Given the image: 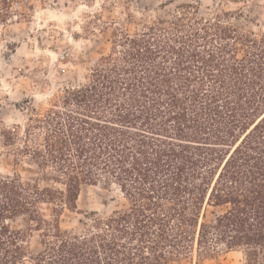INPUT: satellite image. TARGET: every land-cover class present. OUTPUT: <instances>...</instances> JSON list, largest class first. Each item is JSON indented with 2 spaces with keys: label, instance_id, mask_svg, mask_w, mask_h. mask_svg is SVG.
<instances>
[{
  "label": "trees",
  "instance_id": "trees-1",
  "mask_svg": "<svg viewBox=\"0 0 264 264\" xmlns=\"http://www.w3.org/2000/svg\"><path fill=\"white\" fill-rule=\"evenodd\" d=\"M29 1L0 0V26L27 21ZM101 1L121 20L87 18L109 47L84 81L47 107L27 102L23 125L0 120V152L40 170L0 176V264H202L221 248L264 264V28L183 2L131 32L132 0ZM98 184L123 207L62 230Z\"/></svg>",
  "mask_w": 264,
  "mask_h": 264
},
{
  "label": "rangeland",
  "instance_id": "rangeland-1",
  "mask_svg": "<svg viewBox=\"0 0 264 264\" xmlns=\"http://www.w3.org/2000/svg\"><path fill=\"white\" fill-rule=\"evenodd\" d=\"M183 2L194 3L201 14L217 8L237 12L233 23L246 30L258 32L264 28V0H132L128 7L135 19L128 28L132 32L148 18L165 15ZM101 4V0L89 3L50 0L43 5L30 0L21 6L28 14L27 21L0 26V120L6 127L26 122L29 115L27 102L35 107H47L49 101L65 88L82 83L100 55L107 52L109 43L95 25L91 24L95 35L83 29L90 25L87 18L93 14L101 13L104 21L110 18L120 21L123 8L106 6L101 11ZM163 4L169 5L163 9ZM39 173L37 166L16 165L11 157L0 152V176L18 174L22 181L29 182L36 180ZM124 203L114 186H84L77 200L80 213L65 211L60 220L61 229L78 233L93 215L107 217L121 209ZM48 212L49 207L42 206V213L47 215ZM14 225L23 226L24 221L18 220ZM29 246L32 252L37 250L36 234L29 239ZM22 264L31 263L24 261ZM166 264H195V260ZM202 264H243V256L240 252H227L221 248Z\"/></svg>",
  "mask_w": 264,
  "mask_h": 264
}]
</instances>
